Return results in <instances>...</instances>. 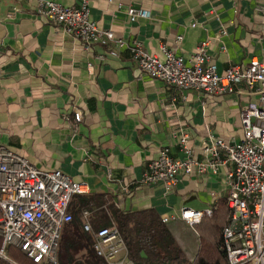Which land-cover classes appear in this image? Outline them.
Wrapping results in <instances>:
<instances>
[{
	"label": "crops",
	"instance_id": "1",
	"mask_svg": "<svg viewBox=\"0 0 264 264\" xmlns=\"http://www.w3.org/2000/svg\"><path fill=\"white\" fill-rule=\"evenodd\" d=\"M50 1L67 7L82 2ZM88 5L99 28L139 42L161 59L162 45L189 60L207 42L219 73L252 60L264 63V13L256 11L264 0H88ZM36 7V0H0V145L38 169L60 170L90 188L70 204L73 221L64 227L61 244L65 235L76 242L83 233L77 256L89 257L94 239L84 231V210L91 212L96 231L116 223L118 213L153 211L161 220L171 219L166 224L193 260L196 226L179 219L181 209H218L228 196L232 166L183 178L169 193L162 184L141 180L161 150L185 158L179 147L184 136L200 161L213 139L241 142V111L258 97L244 83L223 95L177 89L143 72L128 49L86 46L38 15ZM129 8L149 17L132 22ZM78 111L80 122L74 119ZM212 231L208 225V236Z\"/></svg>",
	"mask_w": 264,
	"mask_h": 264
},
{
	"label": "built area",
	"instance_id": "2",
	"mask_svg": "<svg viewBox=\"0 0 264 264\" xmlns=\"http://www.w3.org/2000/svg\"><path fill=\"white\" fill-rule=\"evenodd\" d=\"M36 12L54 25L81 40L86 46L98 44L128 49L134 63L151 78L177 89H192L223 95L244 83L258 97L241 111L243 140L238 143L213 139L204 149L205 161L196 159L188 136L179 141L185 158H174L168 149L153 159L142 184H162L172 192L183 178L193 174L217 173L231 165L227 173L226 199L229 218L222 233V249L227 264H264V63L252 60L243 68L233 66L219 73L207 52L208 43L199 44L189 60L165 45L163 59L146 52L139 42L117 38L114 32L97 26L91 18L88 0L79 7H67L50 0H36ZM256 11L264 13V6ZM130 21L148 18L146 12L129 8ZM182 38L179 37L177 42ZM103 60L104 56H100ZM76 122L82 120L78 111ZM90 193L87 184L71 179L60 170H42L27 158L0 145V257L15 247L35 264H58V250L64 227L73 221L70 204L76 196ZM183 207L179 219L190 226L213 216ZM84 231L93 236V250L105 264H132L129 249L116 223L94 230L91 212L84 210ZM170 218H164L169 223Z\"/></svg>",
	"mask_w": 264,
	"mask_h": 264
},
{
	"label": "trees",
	"instance_id": "3",
	"mask_svg": "<svg viewBox=\"0 0 264 264\" xmlns=\"http://www.w3.org/2000/svg\"><path fill=\"white\" fill-rule=\"evenodd\" d=\"M213 216L204 218L195 225L198 248L191 260L180 246V239L174 236L171 227L153 211L132 214L118 213L116 223L129 249L132 264H227L222 249V233L229 218L226 199L214 207ZM208 225L213 231L208 236ZM1 243V242H0ZM11 253L6 249V258L0 257V264H35L25 260L17 248Z\"/></svg>",
	"mask_w": 264,
	"mask_h": 264
},
{
	"label": "rangeland",
	"instance_id": "4",
	"mask_svg": "<svg viewBox=\"0 0 264 264\" xmlns=\"http://www.w3.org/2000/svg\"><path fill=\"white\" fill-rule=\"evenodd\" d=\"M80 235H79L80 240L79 241L76 240V242H73L68 235L64 236V241L62 244H60V247L58 250V263L59 264H105L102 259L97 257L96 253L93 250V244H92V249H91L93 253L89 251V257L85 258L88 260V262H85V259L78 258L77 252L80 250V247H81L80 245L82 244V240H85L86 238V236L83 233ZM174 236L177 237V232L174 233ZM0 248H1V243H0ZM13 249H15V247H8V250L11 253L15 252L13 251ZM21 254L24 256L23 258L25 260L28 259L23 253ZM5 258H6V253H5Z\"/></svg>",
	"mask_w": 264,
	"mask_h": 264
}]
</instances>
